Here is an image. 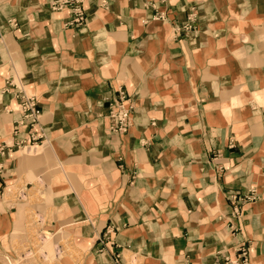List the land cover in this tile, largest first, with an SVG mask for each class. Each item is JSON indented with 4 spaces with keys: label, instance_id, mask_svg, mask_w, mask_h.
Instances as JSON below:
<instances>
[{
    "label": "crops",
    "instance_id": "1",
    "mask_svg": "<svg viewBox=\"0 0 264 264\" xmlns=\"http://www.w3.org/2000/svg\"><path fill=\"white\" fill-rule=\"evenodd\" d=\"M53 1L0 0V140L18 90L43 133L0 158V264L25 250L9 242L28 206L74 264H211L242 244L264 264V0H80V25Z\"/></svg>",
    "mask_w": 264,
    "mask_h": 264
},
{
    "label": "built area",
    "instance_id": "2",
    "mask_svg": "<svg viewBox=\"0 0 264 264\" xmlns=\"http://www.w3.org/2000/svg\"><path fill=\"white\" fill-rule=\"evenodd\" d=\"M52 3V8L61 9L67 8L70 13L68 21L71 25H80L85 21L84 9L80 0H55ZM159 16L158 18H160ZM193 16L189 15L187 22L182 26V30L193 29ZM17 119L15 120L11 135L14 139L12 144L5 143L0 140V158L6 156L12 148L22 149L26 145H36L43 137L40 130L39 119L41 108L34 96L19 91L17 93ZM131 105L128 103L127 97L123 91L118 92L116 99L108 103L107 129L114 135L124 134L128 131L130 126L132 113ZM255 197V192L250 191L249 195L244 197L245 201H250ZM237 213V211H235ZM112 264H126L118 255L113 258ZM211 264H250V257L248 255V248L245 245H239L236 248L234 256L225 255L218 261Z\"/></svg>",
    "mask_w": 264,
    "mask_h": 264
},
{
    "label": "rangeland",
    "instance_id": "3",
    "mask_svg": "<svg viewBox=\"0 0 264 264\" xmlns=\"http://www.w3.org/2000/svg\"><path fill=\"white\" fill-rule=\"evenodd\" d=\"M14 191H11L13 194ZM33 194L30 191H23L20 194L22 198L32 199ZM37 198L43 199L45 193L34 194ZM47 214L40 210H35L28 206L24 211V225L21 230H15L14 235L10 238L9 244L13 247L25 248L23 254H18L10 264H74V261H82L83 252L73 247L74 239L66 236L54 235L49 230ZM21 235V236H19ZM6 240L3 239L4 246ZM73 243V244H72ZM61 244V249L57 247ZM59 246V245H58ZM29 249V250H28Z\"/></svg>",
    "mask_w": 264,
    "mask_h": 264
}]
</instances>
